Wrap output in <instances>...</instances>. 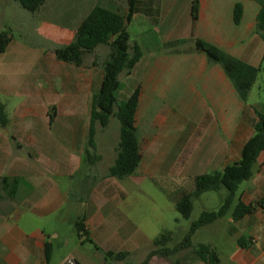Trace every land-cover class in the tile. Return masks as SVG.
<instances>
[{
  "label": "crops",
  "instance_id": "crops-1",
  "mask_svg": "<svg viewBox=\"0 0 264 264\" xmlns=\"http://www.w3.org/2000/svg\"><path fill=\"white\" fill-rule=\"evenodd\" d=\"M192 1H135L126 29L141 58L129 75H119L117 95L124 102L140 90L134 126L141 163L123 180L108 175L117 157L118 122L116 130L110 129V120L106 128L95 125L94 151L87 155L91 100L100 90L109 48L97 47L87 64L76 67L59 62L56 49L34 55L11 50V40L2 55L15 60L0 65V97L13 100L10 113L3 104L9 123L0 127V180L20 183L11 198L0 187V264H107L104 256L112 251L97 249L89 258L78 251L84 249L83 239L78 238V246L74 236H65V226L67 233L72 229L76 234L78 218L84 219L86 241L114 239L118 251L112 253L127 257L111 260L131 264L127 261L137 251L139 229L129 217L142 182L154 180L156 174L164 178L175 191L176 206L194 191L197 176L239 162L244 144L253 136L256 113L264 115V104L249 100L264 61L263 35L256 24L260 7L251 0H198L194 21ZM237 5L242 8L238 25L233 19ZM95 7L121 17L128 14V0H46L38 13L46 8L57 21H43L39 34L68 46ZM65 9L76 10L79 19ZM197 41L259 71L246 101L223 67L196 50ZM102 49H107L103 56ZM239 189L245 205L264 197V152L251 179ZM187 233H171L167 248L180 245ZM55 241L64 248L72 245L62 261L53 258ZM199 245L212 249L219 264H264V212L257 209L239 221L230 215L219 219L196 231L189 247L154 256L148 264H204L195 256ZM153 250L152 244L144 260L133 264H142Z\"/></svg>",
  "mask_w": 264,
  "mask_h": 264
},
{
  "label": "trees",
  "instance_id": "trees-1",
  "mask_svg": "<svg viewBox=\"0 0 264 264\" xmlns=\"http://www.w3.org/2000/svg\"><path fill=\"white\" fill-rule=\"evenodd\" d=\"M20 7L29 12L37 13L46 0H15ZM136 0H128V14L121 17L101 7H95L76 30L73 43L55 50V57L59 62L81 67L84 55H90L99 46H107L110 50L107 60L102 66L103 79L99 92L91 100V125L87 155L94 151L95 125L106 128L109 120L114 118L119 123V143L117 157L114 165L109 170V177L123 180L133 175L141 163L134 118L137 110L140 90L137 88L124 102L118 103L116 98L121 89L119 75H129L141 58V51L136 44H131L130 34L126 25L129 23ZM257 3L260 11L256 18V24L264 40V0H251ZM198 16V0H193L191 5V17L194 21ZM242 16V8L236 6L233 13L234 23L238 25ZM11 37L7 32L0 33V55L4 54ZM196 50L203 53L208 61L220 64L227 77L232 82L241 100L246 101L248 93L254 84L258 70L251 68L239 61L225 57V55L204 42H196ZM55 108L50 110L49 120L53 121ZM257 121L253 126V136L244 144L241 158L238 163L225 167L221 171L197 176L194 181V191L183 195L176 203V211L185 220L190 218L193 210V201L206 193L226 192L222 198L220 207L216 211L203 212L197 221L190 224L189 231L182 243L175 248H167L171 241V233L160 235L153 241L155 250L149 253L142 264H148L154 256H168L177 253L180 249L191 245V238L196 231L208 226L228 215L234 221H239L252 214L257 209L264 212V197L257 202L245 205L237 197L239 186L251 179L257 158L264 152V115L256 113ZM8 117L5 106L0 103V127L8 125ZM18 179H1L0 187L5 190L8 197H13L14 188L19 184ZM12 188L10 191L7 188ZM84 219L78 218L74 224L79 239L86 235ZM239 245L242 246L241 242ZM48 254V247L46 248ZM195 256L204 264H219L216 253L208 246L199 245L195 250ZM107 259L123 261L126 253L107 252Z\"/></svg>",
  "mask_w": 264,
  "mask_h": 264
},
{
  "label": "rangeland",
  "instance_id": "rangeland-1",
  "mask_svg": "<svg viewBox=\"0 0 264 264\" xmlns=\"http://www.w3.org/2000/svg\"><path fill=\"white\" fill-rule=\"evenodd\" d=\"M65 12L70 14V16L72 15L75 21L79 19L77 18L78 14L76 10L65 9ZM43 21L55 22L57 20L51 15H47L46 8L42 9L40 13H29L23 10L15 0H0V33L7 32L10 35L12 40L11 50H29L32 53L31 55H34L40 50H55L64 47L61 44L43 38L39 34ZM104 50L107 49L100 51L102 56L106 52ZM90 59L91 55H84L83 62L87 64ZM14 60L15 58H10V55H0V65L6 64V62L12 63ZM116 98L118 103H121L123 98L119 95ZM249 100L251 103L260 102L264 104V61L261 64V71L252 89ZM12 101V99L10 100L7 97H0V102L7 107V113L11 111ZM117 128L118 123L116 119L111 118L110 129L116 130ZM172 188V185L158 174L154 176V180L147 179L140 184L137 192V200H134L133 205L134 215L129 217L139 229V233L135 234L138 238V247L137 251L131 255L127 262L133 264L143 261L146 254L152 249V243L149 244V241H153L162 234L173 233L177 235L188 232L190 224L197 221L202 212L216 211L220 207L222 198L226 193L223 190L219 193L211 192L203 194L199 199L193 201L191 216L188 220H185L176 211L175 202L172 198V196L174 197L175 191ZM240 191L239 189L237 197ZM124 214L126 215V212ZM64 229L66 230L65 236L69 238L74 236L76 245L79 246L77 233L75 234L72 229L67 233V230H69L68 226H65ZM85 237L86 235H81V239L84 240V249L78 251L84 253L86 257L94 258L98 254L97 249H99V252L112 251L116 253L118 251L114 239H102L101 236L102 240L97 238L94 240V243H90L89 240H85ZM59 242L55 241L53 243V258L54 260L62 261L67 258L68 252L72 249V245L64 248L58 246ZM172 245L174 246V244ZM107 264H114V260L107 259Z\"/></svg>",
  "mask_w": 264,
  "mask_h": 264
},
{
  "label": "built area",
  "instance_id": "built-area-1",
  "mask_svg": "<svg viewBox=\"0 0 264 264\" xmlns=\"http://www.w3.org/2000/svg\"><path fill=\"white\" fill-rule=\"evenodd\" d=\"M67 264H76L74 261H69Z\"/></svg>",
  "mask_w": 264,
  "mask_h": 264
}]
</instances>
